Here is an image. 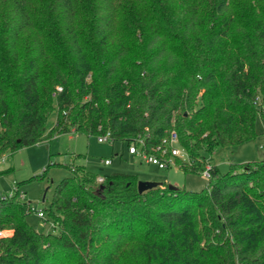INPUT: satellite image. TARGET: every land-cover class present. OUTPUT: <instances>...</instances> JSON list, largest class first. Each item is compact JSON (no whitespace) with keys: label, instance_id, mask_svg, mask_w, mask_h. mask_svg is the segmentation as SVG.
I'll return each mask as SVG.
<instances>
[{"label":"trees","instance_id":"1","mask_svg":"<svg viewBox=\"0 0 264 264\" xmlns=\"http://www.w3.org/2000/svg\"><path fill=\"white\" fill-rule=\"evenodd\" d=\"M258 115L264 0H0V156L73 133L149 149L175 130L176 167L211 166L200 192L140 194L135 175L98 183L70 163L52 232L18 195L0 204V264H264V159L226 173L207 160L255 137Z\"/></svg>","mask_w":264,"mask_h":264},{"label":"rangeland","instance_id":"2","mask_svg":"<svg viewBox=\"0 0 264 264\" xmlns=\"http://www.w3.org/2000/svg\"><path fill=\"white\" fill-rule=\"evenodd\" d=\"M56 116L57 111L54 110L48 119V131L53 127ZM255 133V137L239 146L216 148L212 155H207V160L216 165L221 173H226L231 165H245L264 159V119L260 115L255 121ZM105 160H111V164H104ZM70 163L83 166L99 177L116 172L127 173L135 175L138 181L165 183L190 192L205 190L209 183V177L204 173H185L176 165L160 169L148 164L141 157L130 154L126 143H100L97 136L73 133L54 136L14 153L2 154L0 191L9 192L18 185L20 193L25 194L26 202L32 208L44 212L52 208L55 211L52 207L53 194L59 182L73 175L66 167ZM26 222L38 232H52L48 214L43 220L36 212H30Z\"/></svg>","mask_w":264,"mask_h":264},{"label":"built area","instance_id":"3","mask_svg":"<svg viewBox=\"0 0 264 264\" xmlns=\"http://www.w3.org/2000/svg\"><path fill=\"white\" fill-rule=\"evenodd\" d=\"M62 91V87H56L55 91L53 92V97H56L58 93ZM98 141L100 143L104 142H111L112 139L109 133L99 135ZM130 154L137 155L141 157L145 162L148 164L155 165L160 169L169 168L175 166V158H183L185 159L187 153L182 149L179 145V135L175 130H172L169 134V137L164 140L163 145L152 146L151 148H147L144 142V139L137 140L136 143H133L129 149ZM104 164L110 165L111 160H105ZM210 168L211 166L208 165L206 170L204 171V175L210 177ZM98 183H103L104 178L98 177ZM16 195L23 201H26L25 194L20 193L19 188L17 186L13 187V189L9 192H1L0 191V204L7 202L13 199ZM29 204L28 212H36L37 216L43 220L46 219V214L42 210H35ZM53 227V224L51 223ZM11 231L8 230H0V238H5L11 236Z\"/></svg>","mask_w":264,"mask_h":264},{"label":"water","instance_id":"4","mask_svg":"<svg viewBox=\"0 0 264 264\" xmlns=\"http://www.w3.org/2000/svg\"><path fill=\"white\" fill-rule=\"evenodd\" d=\"M162 183H158V182H150V181H139L138 182V192L140 194H143L144 192L150 190V189H153L159 185H161ZM169 188L170 189H176V186H172V185H169Z\"/></svg>","mask_w":264,"mask_h":264},{"label":"crops","instance_id":"5","mask_svg":"<svg viewBox=\"0 0 264 264\" xmlns=\"http://www.w3.org/2000/svg\"><path fill=\"white\" fill-rule=\"evenodd\" d=\"M51 228H52L51 231H53V227H52V226H51ZM49 232H50V231H49ZM11 233H12V231H11Z\"/></svg>","mask_w":264,"mask_h":264}]
</instances>
